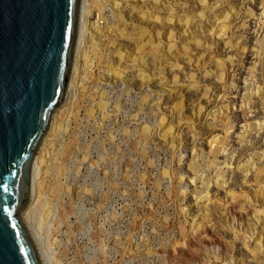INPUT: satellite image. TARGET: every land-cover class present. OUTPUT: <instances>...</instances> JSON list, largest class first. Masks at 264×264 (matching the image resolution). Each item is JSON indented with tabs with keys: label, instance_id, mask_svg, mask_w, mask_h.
I'll return each mask as SVG.
<instances>
[{
	"label": "rangeland",
	"instance_id": "rangeland-1",
	"mask_svg": "<svg viewBox=\"0 0 264 264\" xmlns=\"http://www.w3.org/2000/svg\"><path fill=\"white\" fill-rule=\"evenodd\" d=\"M96 1L37 154L49 264H264V0Z\"/></svg>",
	"mask_w": 264,
	"mask_h": 264
},
{
	"label": "water",
	"instance_id": "water-1",
	"mask_svg": "<svg viewBox=\"0 0 264 264\" xmlns=\"http://www.w3.org/2000/svg\"><path fill=\"white\" fill-rule=\"evenodd\" d=\"M86 0H0V264H41L22 220L33 161L65 106Z\"/></svg>",
	"mask_w": 264,
	"mask_h": 264
},
{
	"label": "bare ground",
	"instance_id": "bare-ground-1",
	"mask_svg": "<svg viewBox=\"0 0 264 264\" xmlns=\"http://www.w3.org/2000/svg\"><path fill=\"white\" fill-rule=\"evenodd\" d=\"M203 2H205L204 0H202ZM89 7L92 9L93 6L95 7L96 5H99V2L96 1V0H90L89 2ZM170 21L169 19H166V21ZM190 23L189 22H185L184 26H188ZM187 30H185L186 32ZM171 35H173V31L171 33ZM142 47H146V44L144 43V45H142ZM159 52V50H158ZM173 128L171 126H169L168 128V131L169 132H172ZM41 150V149H40ZM39 154V153H37ZM38 155H36L35 159H36V162H35V159L33 161V165H32V168H31V172H30V177H29V198H28V203L26 205V208L24 209V211L22 212L21 214V218L23 220V223L26 227V230L36 248V251L38 253V256H39V259L41 261V264H49L47 258H46V255L44 254L43 252V249H42V245H41V238H40V235L34 231L33 229V220L30 219V214L29 211H31L32 209V206H33V203H34V193L36 191V194L38 192V189H37V186H38V172H37V161H38ZM35 194V196H36ZM26 210V212H25ZM25 212V213H24ZM25 217V218H24ZM27 218H29V220L27 219V221L25 220Z\"/></svg>",
	"mask_w": 264,
	"mask_h": 264
}]
</instances>
